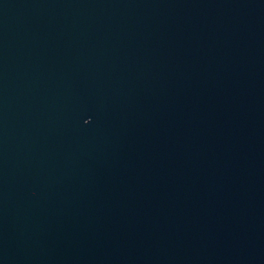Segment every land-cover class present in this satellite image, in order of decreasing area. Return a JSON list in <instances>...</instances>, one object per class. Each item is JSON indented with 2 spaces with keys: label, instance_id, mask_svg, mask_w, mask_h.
Here are the masks:
<instances>
[{
  "label": "water",
  "instance_id": "95a60500",
  "mask_svg": "<svg viewBox=\"0 0 264 264\" xmlns=\"http://www.w3.org/2000/svg\"><path fill=\"white\" fill-rule=\"evenodd\" d=\"M0 264H264V0H0Z\"/></svg>",
  "mask_w": 264,
  "mask_h": 264
}]
</instances>
